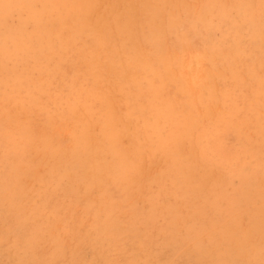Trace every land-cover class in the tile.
<instances>
[{"label": "rangeland", "instance_id": "rangeland-1", "mask_svg": "<svg viewBox=\"0 0 264 264\" xmlns=\"http://www.w3.org/2000/svg\"><path fill=\"white\" fill-rule=\"evenodd\" d=\"M80 1L0 0V264H264V0Z\"/></svg>", "mask_w": 264, "mask_h": 264}, {"label": "bare ground", "instance_id": "bare-ground-1", "mask_svg": "<svg viewBox=\"0 0 264 264\" xmlns=\"http://www.w3.org/2000/svg\"><path fill=\"white\" fill-rule=\"evenodd\" d=\"M74 2H76V5H77V8H78V14H81V19H79V21H77V23H78V25H79V27L82 29V30H84L85 32H87V33H90L91 35H93L94 36V34H100V33H103V29L102 28H100V25H98V26H95L94 24H93V17H92V5L90 4V3H84V2H82V1H80V0H74ZM38 5V4H37ZM137 4H136V2H135V4L134 5H132V4H130V3H128L127 5H124V7L123 6H120V7H118L117 5H115L114 6V10H113V13H112V15L111 16H117V17H119V18H122V20H120V21H122L123 23V25H121L122 27H123V29H121V26H118V28L116 29L118 32H122V31H125V30H127V26L126 25H124V20H123V18H127V17H129L130 16V13H133V9H134V7L136 6ZM125 7H128V8H130V9H126ZM125 8V9H124ZM124 13H126V14H124ZM6 14V13H5ZM75 14V13H74ZM77 14V13H76ZM98 17H103V18H105L106 16L105 15H99V16H97L96 18H97V20H100ZM0 29H2V28H0ZM95 40H96V46L97 47H101V45H104V44H106L107 43V39L106 38H98V36L96 35L95 36V38H94ZM98 40H101V42L100 41H98ZM136 61H138V62H140V63H142V61L141 60H137V59H135ZM135 64V63H134ZM136 65V64H135ZM144 67H146L147 66V64H144L143 65ZM109 138H110V140L112 141V142H114L116 139H117V135L113 132V131H111L110 132V134H109ZM128 145V144H127ZM165 159H167V158H165ZM164 159V160H165ZM170 159H172V158H170ZM173 160H175V159H173ZM142 161V160H141ZM166 161V160H165ZM164 161V162H165ZM172 161V160H171ZM170 161V162H171ZM175 162V161H174ZM173 162V163H174ZM181 163V162H180ZM179 163V164H180ZM176 164H177V162H176ZM182 164V163H181ZM180 164V165H181ZM131 165V164H130ZM136 165V164H135ZM186 165V164H185ZM185 165H182V166H185ZM133 166V165H132ZM172 167H173V165H171ZM187 166V165H186ZM134 167V166H133ZM176 168H179V167H176ZM181 168V167H180ZM184 168V167H183ZM129 169V168H128ZM172 169V168H171ZM187 169H189V168H187ZM174 170H175V168H174ZM177 170V169H176ZM178 171V170H177ZM127 172H129V171H127ZM181 173V172H180ZM184 173V172H183ZM188 173H189V171H188ZM191 174H192V172H190ZM185 175V174H184ZM189 175V174H188ZM177 176V175H176ZM191 176V175H190ZM187 176H185V178H186ZM201 177H202V175H201ZM201 177H199V178H201ZM204 177V176H203ZM189 178V177H188ZM200 181V180H199ZM202 181V180H201ZM201 181H200V183H201ZM204 181V180H203ZM200 183H198V184H200ZM196 185V184H195ZM197 187V186H196Z\"/></svg>", "mask_w": 264, "mask_h": 264}]
</instances>
